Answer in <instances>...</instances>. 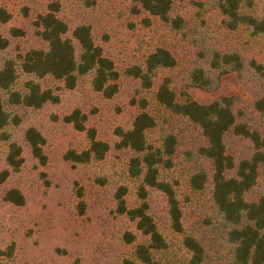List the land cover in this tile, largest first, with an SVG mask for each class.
Masks as SVG:
<instances>
[{
	"label": "rangeland",
	"instance_id": "rangeland-1",
	"mask_svg": "<svg viewBox=\"0 0 264 264\" xmlns=\"http://www.w3.org/2000/svg\"><path fill=\"white\" fill-rule=\"evenodd\" d=\"M53 1L61 3L58 14L71 30L80 24L91 25L95 42L119 73L118 91L111 98L97 92L91 75L81 77L75 88L68 89L53 76L40 78L18 66V90H24L26 82L33 79L59 100L40 108L10 107L18 122L12 120L0 128V172H11L0 183V264H121L125 258L135 259L136 246L148 239L134 221L119 212L116 193L121 186L128 188L127 206L146 202L148 213L166 238L168 247L158 253L162 264H188L191 255L184 247V234L172 227L165 194L148 188L147 197L142 199L139 181L128 172L133 152L115 147L118 131L130 129L141 112V100L157 120V126L149 132L150 142L161 145L168 133L177 138L173 165H163L160 177L176 189L185 233L204 238L210 264H224L230 247L222 243L219 231L213 230L221 219L213 202L212 182L209 180L202 190L193 189L189 183L200 167L211 171V162L199 154L204 144L201 131L187 117L159 104L154 91L160 81L169 78L179 101L189 98L208 103L231 96L237 111L243 112L242 120L250 126H261L262 116L252 103L262 78L253 72L250 62L256 60L264 66V34L253 35L246 26L230 29L219 9L220 0H172L171 16H180L183 22L179 28L144 11L136 13L133 0H0V7L10 14L6 23H0V34L9 40V46L0 53L1 64L9 59L19 61L32 48H46L37 34L36 20ZM263 10L264 0H253L252 7L247 6L249 12ZM159 47L169 49L176 64L158 71L153 87L145 89L128 70L144 65L148 55ZM225 53L240 54L247 68L220 74L222 67H215L212 60ZM197 69L212 77V90L194 81ZM76 110L85 117L84 130L67 120ZM30 127L37 128L46 139V163L33 154L26 140ZM91 128L111 149L103 160L75 162L71 151L80 153L90 147ZM14 142L21 146L24 159L17 170L7 162ZM227 142L229 151L238 155L250 151L251 142L232 132ZM13 188L22 192L23 205L5 200L7 191ZM262 191L264 166L250 196L254 198ZM128 231L135 235L132 243L125 240Z\"/></svg>",
	"mask_w": 264,
	"mask_h": 264
},
{
	"label": "trees",
	"instance_id": "trees-1",
	"mask_svg": "<svg viewBox=\"0 0 264 264\" xmlns=\"http://www.w3.org/2000/svg\"><path fill=\"white\" fill-rule=\"evenodd\" d=\"M136 13L142 11L158 17L175 28L183 26L182 18H173L172 0H133ZM253 0H220L219 9L225 16L228 27L232 30L246 26L253 35L264 34V10L260 13L247 11L252 7ZM61 9L59 1L49 3L48 10L38 15L36 30L39 37L46 43V48H32L22 54L19 61L12 59L0 63V128L18 122L8 108L23 105L40 108L47 102H57L58 95L49 89H43L41 84L30 79L24 90L16 88L18 66L20 69L37 77L53 76L64 82L65 87L73 89L81 77L92 76L94 90L111 98L118 91L119 73L111 58L101 45L97 44L91 25L80 24L71 30L58 12ZM10 14L0 7V23H6ZM79 51H77V47ZM9 46V40L0 34V53ZM212 63L222 67L220 74L232 71L241 72L246 69V63L238 53L216 55ZM176 60L172 52L159 47L148 55L144 65H134L128 71L140 80L145 89L153 87L157 72L174 67ZM256 74L262 80L252 106L262 116V125L250 126L242 120V111H237L235 98L220 96L208 103L193 99L179 101L175 90L171 87L169 78L158 84L154 91L157 102L177 115L187 117L201 131L204 144L199 147V154L211 162V171L200 167L190 177L189 183L195 190H202L207 182H212L213 202L220 216V222L213 227L219 231L220 239L225 246L230 247V253L224 264H264V191L256 197L250 194L254 190L261 167L264 166V66L256 60L250 62ZM194 81L203 89L212 90V77L206 75L203 69L194 72ZM141 112L136 116L132 127L119 130V141L115 147L119 150L130 149L133 155L129 159L128 172L139 181V194L142 199L147 197V189H156L165 194L172 227L183 233L184 247L189 251L188 264H210V255L205 240L193 234H186L183 211L174 186L160 177L161 167L173 165V157L177 151V138L174 134L165 135L161 145L151 143L149 132L157 126L154 115L147 110V103L141 100ZM84 116L79 110L67 116L80 130H84ZM232 132L250 142V151L238 155L228 149L227 135ZM26 140L33 154L41 162L46 163L43 146L46 142L43 134L35 127L26 130ZM90 147L82 152L71 151L75 162L90 163L103 160L111 146L108 142L98 139L94 128L89 129ZM22 148L18 143H11L7 156L8 164L17 170L23 164ZM10 170L0 172V183H3ZM126 186L119 187L116 193L118 210L136 223L137 229L147 237V243H139L134 251L135 259L125 258L121 264H162L158 253L168 247L164 235L159 230L152 215L148 213L146 202L137 207H128L126 202ZM5 200L16 205H23L25 198L22 192L13 188L5 194ZM125 240L132 243L135 235L125 233Z\"/></svg>",
	"mask_w": 264,
	"mask_h": 264
}]
</instances>
